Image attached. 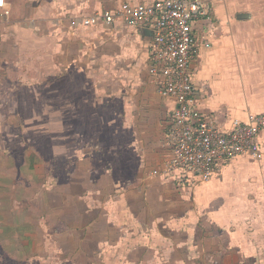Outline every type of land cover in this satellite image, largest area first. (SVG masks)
I'll return each instance as SVG.
<instances>
[{
	"label": "crops",
	"instance_id": "0c3cea01",
	"mask_svg": "<svg viewBox=\"0 0 264 264\" xmlns=\"http://www.w3.org/2000/svg\"><path fill=\"white\" fill-rule=\"evenodd\" d=\"M6 1L11 13L8 17L0 15V236L7 235V239L0 245V253L2 249L15 261L18 248L12 222L16 205L12 204L11 211L6 199L14 196L10 180L16 165L24 173L30 171L28 157L32 154L29 147L27 153L23 149L22 164H16L19 153L10 142L17 133L23 135L24 141L27 134V140L31 136L33 84L47 89L49 82H54L51 89L56 90L55 100L45 98L41 106L56 107V122H85L95 129L96 125H105L93 134L98 142L103 141L104 149L90 147L89 153L83 149L81 159L100 152L89 171L104 172L105 179L89 181V187H103L104 204L110 201L113 207L119 205L118 214L112 207V212L107 210V214L111 213L106 214L109 220L131 221L136 236L140 220L156 221L169 234L176 230L171 234L182 239L185 253L188 251L184 263L196 264L191 252L201 251L202 264H257L254 258H242L250 249L256 250L251 239L242 247L243 235L255 231L248 227L246 234L243 227L238 229L235 225H241L240 217L228 218L223 203L213 205L214 214L206 213L203 207L212 205L213 196L227 194L223 190L225 184L212 178L223 172L221 164L209 181L196 176L180 178L162 171L172 155L168 130L175 101L156 93L147 72L153 21L131 26L116 18L110 23L101 19L94 25L83 24L84 18L96 12L119 9L124 0ZM127 1L136 4L154 0ZM208 15L210 20L200 17L192 26L196 52L189 66L193 95L201 113L221 127L233 119L245 120L248 113L264 114L256 108L264 107L261 88L246 102L240 94L244 77L264 76V0H221L210 6ZM33 60L37 67L33 68ZM260 137L264 151V129ZM238 158L251 159H235ZM152 170H159L160 174L150 176ZM233 170L237 176L232 174V182L235 179L237 191L232 199L239 201V172L245 170ZM170 178L174 180L171 183ZM175 180L193 181V186L201 183L196 189L203 198L178 196ZM4 189H8V195ZM22 193L25 197L26 193ZM260 224L261 234L264 223ZM26 236L30 240V234L20 233V243ZM24 249H20L22 253Z\"/></svg>",
	"mask_w": 264,
	"mask_h": 264
},
{
	"label": "rangeland",
	"instance_id": "374dc122",
	"mask_svg": "<svg viewBox=\"0 0 264 264\" xmlns=\"http://www.w3.org/2000/svg\"><path fill=\"white\" fill-rule=\"evenodd\" d=\"M32 66L37 67V61L33 60ZM244 78L246 81L244 84L241 83L240 87L241 98L244 102L259 88H261L259 89L261 93H264V76ZM50 84L51 86L47 89L45 86L40 87L41 85L33 84L30 138L27 140L29 136L27 134L26 141H24L23 135L17 133L10 142V145L15 147L16 152L19 153L16 156V164H22L23 149H26L27 153L29 147L32 154L28 157L30 171L24 173L20 171L19 165H16L17 168L10 180L14 196L6 199L11 211L14 208L12 204L16 205L14 208L16 211L13 213L15 221L12 222L14 237L17 236L15 247L18 249L15 253L16 258H14L16 262L11 254L9 257L1 249L0 263L183 264V258L188 251L186 253L184 251L183 240H177V236L171 234L176 230H171L169 234L168 229H163L157 225L156 221L140 220L139 236H136L133 235L131 221L107 218L113 209L118 214L119 205L113 207L110 201L108 202L110 205L104 204L103 199L106 196L103 195V187L98 189L95 186L89 187V181L96 183L100 179H105L104 172L92 171L90 173L89 171V165L94 167L93 162L99 157L97 155L100 152L95 155L88 154L86 160L84 157L81 159L85 153L90 152H88L90 147L94 150H96L95 147L104 149L103 141L98 142L97 136L95 138L93 134L94 130L97 133V129H102L105 125H96L95 129L92 124L85 122L82 124L72 123L70 120H65L67 123L63 124L56 122L58 115L56 107L41 106V101L45 98L53 101L56 98V90L51 89L54 82H49L48 85ZM255 85L257 87L254 91ZM262 98L261 101H263ZM256 108L264 111L262 105H257ZM77 135L80 138L78 140ZM89 136L97 141L89 139ZM86 146L88 148H85ZM83 149L87 151L84 153ZM220 168L223 172L217 173L212 178L216 177L225 184L226 188L223 190L227 194L221 197L213 196L212 205L208 204L207 207H203L208 211L206 213L214 214L213 205L216 202L223 203L225 211L229 213L228 218L240 217L239 222L242 226L235 225L234 222L238 229L243 227L246 234L248 227L251 231H255V233L243 235L245 239L242 247L248 245L251 239L256 250L250 249L251 252L247 255L243 254L242 258L244 260L249 257L254 258L257 264H264V232L260 234L258 230L261 227L260 222L264 223V156L259 161L247 158L233 159L222 163ZM237 168L245 170V172H239L241 174L238 180L241 183L239 201L232 199L237 191L234 187L235 179L232 182V174L237 176L233 170ZM226 169L229 170L227 173ZM172 180V178L169 179L170 183ZM175 183L178 196H190L193 200L203 198L196 189L201 183L195 186H193V181L177 182L175 180ZM3 191L5 195H8V189ZM22 192L26 193L25 197ZM107 210H110V214H107ZM252 216L254 219H250ZM160 222L163 226L167 223L163 220ZM24 232L30 234V240L28 236L26 239L22 237L27 241L24 243L22 240L20 243L21 237L18 238L20 233L22 235ZM6 236H0V245L5 242ZM29 242H31V247ZM21 248L24 249L23 253ZM190 257L195 259L196 264H202L204 260L201 251L191 252ZM184 264L195 263L186 262Z\"/></svg>",
	"mask_w": 264,
	"mask_h": 264
},
{
	"label": "built area",
	"instance_id": "2783aa9c",
	"mask_svg": "<svg viewBox=\"0 0 264 264\" xmlns=\"http://www.w3.org/2000/svg\"><path fill=\"white\" fill-rule=\"evenodd\" d=\"M221 0H154L136 3L124 0L115 11L96 12L83 20L94 25L103 19L116 18L135 26L153 21L150 64L147 72L160 96L173 98L175 107L170 116L168 140L172 155L164 164L163 173L177 177H199L208 181L215 168L227 160L246 156L262 159L261 131L264 114L248 113L245 120L233 119L228 126H218L204 116L194 98L190 61L196 52L192 26L202 17L210 20V6ZM11 5L0 0V15L8 17ZM150 176L159 175L152 170Z\"/></svg>",
	"mask_w": 264,
	"mask_h": 264
}]
</instances>
